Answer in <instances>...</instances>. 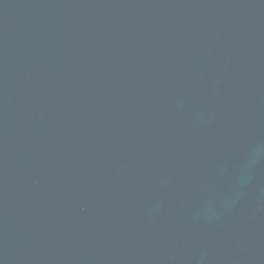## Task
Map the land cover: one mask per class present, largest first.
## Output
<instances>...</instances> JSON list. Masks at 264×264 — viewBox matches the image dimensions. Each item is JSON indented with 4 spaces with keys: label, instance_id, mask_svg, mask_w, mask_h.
Returning a JSON list of instances; mask_svg holds the SVG:
<instances>
[{
    "label": "water",
    "instance_id": "95a60500",
    "mask_svg": "<svg viewBox=\"0 0 264 264\" xmlns=\"http://www.w3.org/2000/svg\"><path fill=\"white\" fill-rule=\"evenodd\" d=\"M0 264H264V0H0Z\"/></svg>",
    "mask_w": 264,
    "mask_h": 264
}]
</instances>
